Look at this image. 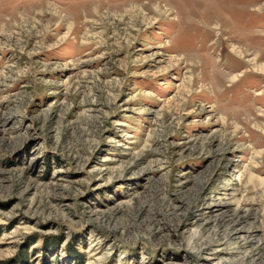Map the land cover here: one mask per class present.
Listing matches in <instances>:
<instances>
[{"label":"rangeland","instance_id":"1","mask_svg":"<svg viewBox=\"0 0 264 264\" xmlns=\"http://www.w3.org/2000/svg\"><path fill=\"white\" fill-rule=\"evenodd\" d=\"M0 264H264V0H0Z\"/></svg>","mask_w":264,"mask_h":264}]
</instances>
